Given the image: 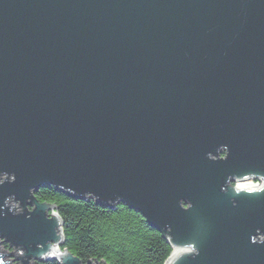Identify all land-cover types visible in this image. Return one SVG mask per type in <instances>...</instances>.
Here are the masks:
<instances>
[{
	"label": "water",
	"instance_id": "1",
	"mask_svg": "<svg viewBox=\"0 0 264 264\" xmlns=\"http://www.w3.org/2000/svg\"><path fill=\"white\" fill-rule=\"evenodd\" d=\"M251 173L264 0H0V237L22 264H83L45 185L139 212L165 264H264V193L221 191Z\"/></svg>",
	"mask_w": 264,
	"mask_h": 264
},
{
	"label": "trees",
	"instance_id": "2",
	"mask_svg": "<svg viewBox=\"0 0 264 264\" xmlns=\"http://www.w3.org/2000/svg\"><path fill=\"white\" fill-rule=\"evenodd\" d=\"M40 202L56 205L62 219L64 243L83 264H165L173 251L164 236L150 227L143 216L118 203L114 206L93 198L75 197L45 185L34 192ZM8 249L10 242L5 241ZM41 264H58L49 261Z\"/></svg>",
	"mask_w": 264,
	"mask_h": 264
},
{
	"label": "clouds",
	"instance_id": "3",
	"mask_svg": "<svg viewBox=\"0 0 264 264\" xmlns=\"http://www.w3.org/2000/svg\"><path fill=\"white\" fill-rule=\"evenodd\" d=\"M223 147L228 149V147L226 145H223ZM251 175H253L254 177H257L251 182L253 185L252 187H248L246 190H241L239 188L222 186L221 191L227 193L229 190H231L234 195H239L242 192L245 194L264 193V175H258V174H254V173H251ZM230 202H231L233 207L236 206V200L235 199H232ZM9 203H11V201H9ZM189 203L191 204V202H189ZM249 242H251V241H249ZM187 251L191 254V257H193V258L199 255V249L196 246L195 242H192L191 244H189L187 246ZM0 264H4V262L2 260H0Z\"/></svg>",
	"mask_w": 264,
	"mask_h": 264
},
{
	"label": "rangeland",
	"instance_id": "4",
	"mask_svg": "<svg viewBox=\"0 0 264 264\" xmlns=\"http://www.w3.org/2000/svg\"><path fill=\"white\" fill-rule=\"evenodd\" d=\"M247 182V181H243ZM251 183V181H248ZM252 184V183H251ZM10 205L13 207V209L16 211V213H19L21 211V207L19 204V201L14 202L11 200ZM6 239L0 237V253H8L5 254V261L9 264H22V260L20 257H23L24 251L21 248H15L11 247V249H8L5 245L7 244ZM29 264H41L39 262H34L33 259L29 260Z\"/></svg>",
	"mask_w": 264,
	"mask_h": 264
},
{
	"label": "flooded vegetation",
	"instance_id": "5",
	"mask_svg": "<svg viewBox=\"0 0 264 264\" xmlns=\"http://www.w3.org/2000/svg\"><path fill=\"white\" fill-rule=\"evenodd\" d=\"M225 156V150H221L220 152H219V154H218V157L219 158H222V157H224ZM254 180V178H248V179H246V180H243V181H253ZM236 183H238V180H234V181H232V184L233 185H235Z\"/></svg>",
	"mask_w": 264,
	"mask_h": 264
},
{
	"label": "bare ground",
	"instance_id": "6",
	"mask_svg": "<svg viewBox=\"0 0 264 264\" xmlns=\"http://www.w3.org/2000/svg\"><path fill=\"white\" fill-rule=\"evenodd\" d=\"M238 186L240 187V186H253V185L249 182L238 181ZM57 247L59 248L60 251V244H57Z\"/></svg>",
	"mask_w": 264,
	"mask_h": 264
}]
</instances>
